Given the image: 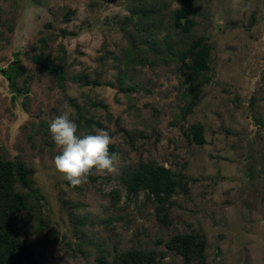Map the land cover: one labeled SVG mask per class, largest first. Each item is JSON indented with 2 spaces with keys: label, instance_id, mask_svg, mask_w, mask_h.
I'll use <instances>...</instances> for the list:
<instances>
[{
  "label": "rangeland",
  "instance_id": "374dc122",
  "mask_svg": "<svg viewBox=\"0 0 264 264\" xmlns=\"http://www.w3.org/2000/svg\"><path fill=\"white\" fill-rule=\"evenodd\" d=\"M181 8L188 32L174 24ZM200 39L208 69L189 79L181 54ZM64 104L77 135L109 131L118 173L72 187L55 172L49 126ZM0 159L34 171L19 240L39 264H113L129 250L185 264L166 244L188 234L204 241V264H264V0H0ZM140 160L187 193L164 210L129 196L122 177Z\"/></svg>",
  "mask_w": 264,
  "mask_h": 264
},
{
  "label": "trees",
  "instance_id": "16d2710c",
  "mask_svg": "<svg viewBox=\"0 0 264 264\" xmlns=\"http://www.w3.org/2000/svg\"><path fill=\"white\" fill-rule=\"evenodd\" d=\"M191 14L193 11L190 8H181L177 11L174 16L175 27L183 28L188 32L193 25V21L189 19ZM202 42L200 39L191 46L189 56L187 51L181 54L182 72L184 76L188 73L189 79L196 78L208 69V48ZM33 60L46 71L64 78L60 70L50 62L38 58ZM15 64L11 65L10 70L4 71V76L13 86L15 76L18 75L14 72ZM189 79L185 78V81L190 83ZM193 92L194 88L190 84L187 93ZM195 105V99L190 100L186 112ZM203 132L204 128L201 125L190 128L194 143L198 145L205 143ZM113 150L114 147L109 146V153ZM33 176V169L28 168L21 160L0 159V264H39L25 242L19 240L22 213L31 206L32 197L39 198L38 193L32 189ZM122 182L129 196L134 197L144 191L149 199L153 197L155 203L160 206L159 210H164L166 204L169 207L173 205L172 198L178 190L187 193V188H183L169 168L145 160L133 163L122 177ZM19 186L29 192L26 194L20 192ZM111 197L117 201L119 191H114ZM201 239L198 235H177L167 242L166 247L182 257L185 264H204L205 258L202 255L204 241ZM158 259L159 255L155 251L129 250L120 254L113 264H158ZM101 262L107 264L104 259Z\"/></svg>",
  "mask_w": 264,
  "mask_h": 264
},
{
  "label": "clouds",
  "instance_id": "9594fccd",
  "mask_svg": "<svg viewBox=\"0 0 264 264\" xmlns=\"http://www.w3.org/2000/svg\"><path fill=\"white\" fill-rule=\"evenodd\" d=\"M61 114L50 123L49 133L59 150L54 157L55 172L72 187L83 186L93 174L118 173L117 153H109V131L95 129L94 134L77 135L78 126L70 118L71 109L62 106Z\"/></svg>",
  "mask_w": 264,
  "mask_h": 264
}]
</instances>
